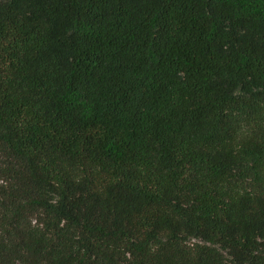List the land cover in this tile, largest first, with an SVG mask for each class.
Here are the masks:
<instances>
[{"label":"trees","instance_id":"1","mask_svg":"<svg viewBox=\"0 0 264 264\" xmlns=\"http://www.w3.org/2000/svg\"><path fill=\"white\" fill-rule=\"evenodd\" d=\"M0 264H264V0H0Z\"/></svg>","mask_w":264,"mask_h":264}]
</instances>
